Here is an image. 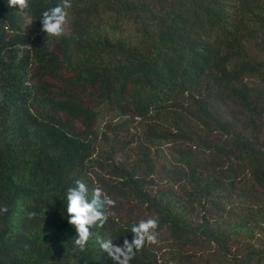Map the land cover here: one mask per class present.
I'll list each match as a JSON object with an SVG mask.
<instances>
[{
  "label": "trees",
  "instance_id": "1",
  "mask_svg": "<svg viewBox=\"0 0 264 264\" xmlns=\"http://www.w3.org/2000/svg\"><path fill=\"white\" fill-rule=\"evenodd\" d=\"M0 0V264H264V0ZM115 201L83 250L75 180ZM35 212L34 217H29Z\"/></svg>",
  "mask_w": 264,
  "mask_h": 264
},
{
  "label": "clouds",
  "instance_id": "2",
  "mask_svg": "<svg viewBox=\"0 0 264 264\" xmlns=\"http://www.w3.org/2000/svg\"><path fill=\"white\" fill-rule=\"evenodd\" d=\"M9 8L21 10L28 7V0H8ZM71 0H61L56 6L48 7L41 14V31L51 37H60L65 32L67 23V9L71 8ZM73 187H69L66 193L67 221L76 229L74 244L81 250L85 248L92 237V228L103 227L108 221L106 206L114 207L115 201L111 199L102 188L94 187L91 193L88 185L82 180H75ZM7 211V208L0 209ZM29 217H34L35 212H30ZM159 226L158 217L141 219L131 226L130 232L133 238L124 239L122 245L113 243L111 238H97L99 247L108 254L114 264H130L136 252L143 249L146 244H157L156 229Z\"/></svg>",
  "mask_w": 264,
  "mask_h": 264
},
{
  "label": "rangeland",
  "instance_id": "3",
  "mask_svg": "<svg viewBox=\"0 0 264 264\" xmlns=\"http://www.w3.org/2000/svg\"><path fill=\"white\" fill-rule=\"evenodd\" d=\"M65 32H66V33H69V32H70V29H69V27H68V18H67V23H66V25H65Z\"/></svg>",
  "mask_w": 264,
  "mask_h": 264
}]
</instances>
